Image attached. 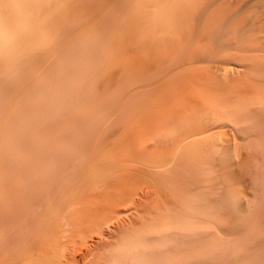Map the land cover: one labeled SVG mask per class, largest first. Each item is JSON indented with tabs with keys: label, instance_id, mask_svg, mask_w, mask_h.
I'll return each mask as SVG.
<instances>
[{
	"label": "rangeland",
	"instance_id": "1",
	"mask_svg": "<svg viewBox=\"0 0 264 264\" xmlns=\"http://www.w3.org/2000/svg\"><path fill=\"white\" fill-rule=\"evenodd\" d=\"M162 1L0 0L1 28L19 23L29 36L15 38L14 77L0 61V140L23 145L14 159L0 153L3 193L14 196L0 236L20 250L31 243L55 259L102 264L125 230L178 207L167 179L176 191L185 185L186 147L174 157L166 132L183 123L206 128L196 136L205 146L194 158L203 168L195 190L243 207H227L214 226L224 250L197 263L264 264V107L253 104V124L241 127L202 107L214 96L228 105L264 96V0H183L164 13ZM70 169L80 177L68 189Z\"/></svg>",
	"mask_w": 264,
	"mask_h": 264
},
{
	"label": "bare ground",
	"instance_id": "2",
	"mask_svg": "<svg viewBox=\"0 0 264 264\" xmlns=\"http://www.w3.org/2000/svg\"><path fill=\"white\" fill-rule=\"evenodd\" d=\"M162 2H164V3L162 5L160 4V12L164 13L166 8L171 7L173 5H175L177 7V5L182 3L183 0H163ZM170 4H171V6H170ZM15 8H17V7L15 6ZM20 33L29 37L27 35L28 29L23 27V26L21 27V25L19 23H17V25L13 24L12 30H8L5 27L1 28V25H0V61L3 60L5 62H7V71H8V73L10 72L9 76H11V77L15 76V73H14L15 71L14 70L11 71L10 67H13V63H16L17 57H18V53H17V50L15 48H20L18 41H17V43H15V38H17L18 34H20ZM214 37L216 38V41H218L220 43H222L220 40L224 39L222 32L217 33ZM223 42H225V41L223 40ZM78 45H79L78 48H86V46L84 45V43H82V41ZM28 46L32 47V44L28 43ZM34 46H35V43H34ZM24 47L28 48L26 43L24 44ZM2 48H5L6 52L3 51ZM43 48H48V47H43ZM261 63L259 62V64H261ZM59 70H61V69H59ZM243 72H244V70H243ZM12 79H14V78H12ZM12 81H14V80H12ZM14 86H15V84H14ZM6 95L7 96L10 95V93L7 92V94H4V96H6ZM218 99L219 98L214 96L210 101H207L205 103V106H202V107H206L210 111L212 116L216 118L218 123H220V122L224 123L226 121H230L236 127H241V125L242 126H246V125L249 126V125L253 124V121H254V116L252 114V108H253L252 105L253 104H259L260 106L264 107V96H262V95H260V96L257 95L253 98H251V97L247 98V97H244L242 94V96L239 97V101H237L233 105L226 104L224 102L226 100L225 98H222V100L224 99V101L222 103H217ZM13 109H15V110L13 111L12 114H13V116H15V114H17L16 113L17 107L15 106V108L13 107ZM189 112H191V111H189ZM185 114H187V113H185ZM209 117H210V114H209ZM207 119H208V117H207ZM208 122H210V121H208ZM213 122L215 123V121H213ZM218 125H220V124H218ZM189 127H190V125L185 126L183 123H181V124L176 125L175 127H172L168 132H166L167 139L169 141H171L172 147L174 146V149L172 148L173 150L171 151V153L175 154V151H179L181 148L186 147V149L182 150L181 154H180L181 156H185V157L187 156L186 157L187 163L181 162L183 165L181 169H183V174H184L183 177L185 179V185H183L181 187V190L176 191V189L179 186L178 187L175 186L174 183L172 184L171 179H167L168 185H171L170 189L175 191V193L177 194L178 199H175V197H176L175 193L172 194L173 195L172 197H174L173 198L174 201L176 200L179 203L178 207H175V205H170L168 207L160 209L162 211H160L157 216L152 215V216H155L154 218L150 216L151 219H144L139 224L134 225V226L132 225L131 228L125 230L121 234V236L117 240V242L113 245V247L109 248L107 251H105L104 255L101 257L103 259L102 264H189V263L198 264L197 262H199V261H206L208 258V254L210 252H215V251L220 250V249L224 250V248H222V244H223V241L221 240L222 238H220L219 235L217 236V234L214 233V230H215L214 226L215 225H222L224 223V212L226 211L227 207L232 208L231 205L237 204V203H239L240 207H242V205L240 204L239 200H235V201L229 200L225 196H219L218 198L213 199V201H212L209 198V196L206 194V191L204 190V188H199L198 190H195V184L198 183V181H199L198 176L195 174V171L200 174L203 171V168H202V161L198 160V159L194 160V158H197L200 155L201 151L203 150V148L205 146V138H196V136L198 137L199 135L204 133L206 131V128H203V126L199 125V124H195L194 126L192 125V127L188 130L187 128H189ZM227 127H229V126H227ZM2 128L5 129V128H10V127L3 126ZM4 129H3V131H4ZM208 129H210V128H208ZM249 130H251V129L249 128ZM8 131L13 132L14 128L8 129ZM4 132H6V131H4ZM1 133L2 134H0V137L5 136L3 132H1ZM12 134H14V133H12ZM9 141H10L9 143H5L2 140H0V149H2V151L0 153L2 154V156H5V157H7V155H12L13 159H14V158H16L17 152L23 151L22 150L23 145L21 144V142H17L15 140L14 136H12V140H9ZM42 144H43V142H41L38 145L41 148V152H40L41 158L39 161V166L41 164V166L43 167L46 164V161L44 159L45 152H44V149L42 147ZM224 146H225V144H224ZM225 147H227V146H225ZM171 153H169V154H171ZM218 154H220V152ZM221 154H222V152H221ZM222 155L225 156L224 154H222ZM222 155H220V157H223ZM175 156H176V154L174 155V157ZM35 158L36 157H34L33 159H35ZM38 158H39V156L37 157V161H38ZM199 158H201V157H199ZM37 161H36V163H37ZM204 164H205V162H204ZM178 165H180V164H178ZM80 168L81 167H77L76 169L78 171H81ZM163 169H164V167H163ZM176 169L180 172V169L178 167ZM78 171H76V170L73 171L72 169H70L68 172L66 171V175L64 178V182H63L64 187L66 184V187L68 186V189H70V187H71L70 183L69 184H67V183H68V181L71 182V180H74L78 176L80 177V172H78ZM39 172L41 173V176L44 174L42 172V170H39ZM164 172H165V170H164ZM20 174L23 176L22 173H20ZM45 175H46V173H45ZM82 175L83 174H81V176ZM5 183H6V180H4L3 177L0 176V203H3V206L5 207L4 210H0V220L4 219L6 216L10 215L11 212L14 210L13 203H12L14 196L11 194L3 193V186ZM199 184H200V182H199ZM16 185L18 186V190L20 192H22L23 191V187H22L23 184L18 183ZM64 187H63V189H65ZM68 189L66 188L65 190H68ZM60 191L61 190H59V192ZM69 192H70V194L72 193V191H70V190H69ZM74 192H75V194L78 193V187H77V189L75 188ZM222 194H224V193H222ZM234 194H235V192H234ZM163 207H164V205H163ZM242 209H243V207H242ZM7 211H10V212L8 214H5V213H7ZM3 212H5V213H3ZM151 213H152V211H151ZM148 216H149V214H148ZM260 223H261V220H260ZM1 224H2V222H0V231H1V227H2ZM252 227H255V226H252ZM201 240H203L202 244H200ZM205 241L207 242L206 246L204 244ZM45 242H47V241H45ZM17 243H19V242H17ZM17 243L14 241V238L12 239L9 237L5 238L3 236H0V264H78L77 260H74V261H72V260L69 261L68 259L63 260V259H61V257L55 259L51 254L54 252V250H52V248H54V246L50 247L52 250V251H50L51 253L48 252L49 247L47 246L46 247L47 253L45 252V254H44V253L36 252L33 249V247L31 246V243L24 244V246H22L23 249L20 250L19 245ZM44 245H46V244H44ZM44 245H42V246H44ZM188 245L191 246V247H186L188 251H186V252L181 251L182 248H184L185 246H188ZM56 246L58 247V245H56ZM90 249H92V248H90ZM41 250H42V248H40L39 251H41ZM44 250H46V249L44 248ZM228 252H230V251H228ZM226 253H227V251H226ZM88 254H89V252H87L86 256L84 257L85 259L88 258L87 257ZM53 255H54V253H53ZM89 255H91V254H89ZM68 258H70V257H68ZM85 259H83V260H85Z\"/></svg>",
	"mask_w": 264,
	"mask_h": 264
}]
</instances>
